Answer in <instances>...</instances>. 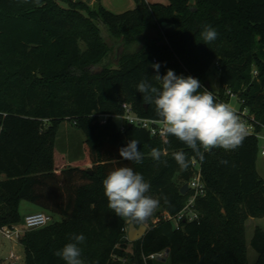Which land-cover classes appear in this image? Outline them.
Wrapping results in <instances>:
<instances>
[{"label": "trees", "instance_id": "obj_1", "mask_svg": "<svg viewBox=\"0 0 264 264\" xmlns=\"http://www.w3.org/2000/svg\"><path fill=\"white\" fill-rule=\"evenodd\" d=\"M96 2L0 0V228L22 222L24 200L54 215L51 224L20 237L26 264H66L54 252L74 234L86 238L79 245L83 264H251L246 223L264 218L256 135L248 134L234 151L205 152L201 161L173 136L165 142L136 125L122 131L113 119L98 123L97 115H121L127 103L140 116L158 119L137 91L145 78L156 83L152 65L158 63L161 76L168 69L192 76L217 102H230L235 94L240 110L264 125V0H136L135 9L120 14ZM205 25L218 33L208 44L200 35ZM115 43L125 51L112 67L105 60ZM214 66L217 90L207 84ZM66 121L86 135L84 158L71 162L57 148ZM130 139L139 141L142 163L120 157ZM152 148L168 155L154 161ZM181 150L190 159L183 171L172 158ZM194 159L206 195L196 200L200 218L177 229L163 213L177 215L188 203L192 193L181 188L194 176ZM122 166L142 174L151 186L147 194L160 202L161 211L143 222L146 235L134 242L128 221L108 207L102 183ZM251 246L258 253L254 264H264L261 226ZM167 249L166 259L145 260Z\"/></svg>", "mask_w": 264, "mask_h": 264}, {"label": "clouds", "instance_id": "obj_2", "mask_svg": "<svg viewBox=\"0 0 264 264\" xmlns=\"http://www.w3.org/2000/svg\"><path fill=\"white\" fill-rule=\"evenodd\" d=\"M200 35L204 43L208 44L217 39L218 33L211 26L205 25ZM152 67L157 73L152 77L156 83L145 78L137 85V91L142 94L145 104L154 105L158 117L154 123L159 125V135L165 142L167 137H175L201 161L205 152L213 149L234 151L242 145L248 130L235 109L227 103L217 102L211 91H201L198 79L178 76L172 69L161 76L160 64H153ZM119 155L137 164L143 161V153L136 139H130L125 147H121ZM149 155L154 161L161 162V157L168 153L152 148ZM172 158L182 171L188 169L190 159L183 150L173 152ZM102 183L108 207L127 221L146 222L159 207V200L147 194L150 183L131 167L115 168ZM85 239L83 234L72 235V242L55 251L54 255L66 264H83L79 245Z\"/></svg>", "mask_w": 264, "mask_h": 264}, {"label": "built area", "instance_id": "obj_3", "mask_svg": "<svg viewBox=\"0 0 264 264\" xmlns=\"http://www.w3.org/2000/svg\"><path fill=\"white\" fill-rule=\"evenodd\" d=\"M254 75H257V70H255ZM232 97H237L235 94H231ZM238 98V97H237ZM239 99V98H238ZM240 104L241 101L239 100ZM229 106L230 102H226ZM232 107V106H231ZM124 113L121 115H111V114H98L97 115V122L100 124H107L110 119L115 120L118 127L123 131L125 130L127 125H136L141 128H144L148 130L153 136L159 135V125L157 123H154V121L158 120L155 118H149V117H143L137 114L133 111L131 106L127 103L123 104ZM235 109L234 107H232ZM237 112L240 113V118L242 121L245 122L248 130V134L256 135L259 141H264V125L261 124L255 116L249 112L247 109H243L242 111L235 109ZM121 120L120 123H118L116 120ZM260 127V129H259ZM162 138V137H161ZM164 139V138H162ZM165 140V139H164ZM261 153L264 155V147L261 148ZM194 176L193 178L188 182L189 184V192L192 193L188 203L184 207V209L178 213L177 215H171L168 212L163 213V217L166 220H171L174 222L177 229L181 228L182 221H194L198 220L200 218V213L196 208V200L198 197H203L206 195V185L202 177L201 167L200 164L196 159H194ZM55 217L52 213H49L47 211H39V212H32L25 216L24 228L19 227L17 225L14 226H4L3 228H0L2 233L9 239H20L22 234L27 229H38L45 227L52 222H54ZM160 219H155V223L158 222ZM167 250L154 253L149 255L148 257H145V260L147 259H157V258H164L166 257ZM10 261L11 264H19V258L14 254L11 253L10 257L7 259Z\"/></svg>", "mask_w": 264, "mask_h": 264}, {"label": "rangeland", "instance_id": "obj_4", "mask_svg": "<svg viewBox=\"0 0 264 264\" xmlns=\"http://www.w3.org/2000/svg\"><path fill=\"white\" fill-rule=\"evenodd\" d=\"M88 3H90L91 6H95L97 4L96 0H86ZM150 3H168L169 0H146ZM100 2L110 11L116 14L124 13L129 10H133L137 7L136 0H100ZM109 43H112V39L107 36L106 37ZM124 47L122 52L120 53L121 47ZM113 50L110 53V55L106 58V62L111 63L112 67H116L117 63V55L123 54L125 51V46L123 44L117 45V43L112 45ZM94 71L99 70V67H95L93 69ZM209 82L212 83L215 90L219 87V71L214 66L210 70L209 73ZM230 105L234 107L235 109L239 110L240 108V102L237 97H232L230 100ZM118 123L121 122V120H116ZM86 140V135L83 131L78 129L75 125H73L71 122L66 121L62 124V127L60 128L59 133V141L58 146L59 150L67 147L70 150V155H72L71 159H77L85 155L84 153V143ZM264 147V141H260V152L258 154L257 158V170L260 174V176L264 179V155L261 153V148ZM63 152L62 150H60ZM67 155V154H66ZM68 158V156H67ZM84 158V157H83ZM74 161V160H73ZM27 204H30L28 202H25ZM160 212V207L157 208L155 213ZM22 213L25 214V209L22 210ZM152 215V217H153ZM57 219H61L60 216L57 217ZM152 221H155V218L152 219ZM149 228V225L146 224ZM257 226H261L264 229V218H250L246 223V236H247V244H248V258L251 264H254L258 258V253L253 249L251 246V240L253 238L255 228ZM127 231H129V226L127 228ZM132 246H128V251H131ZM11 253H14L19 258L20 264H26L25 257V247L20 242V239H9L7 238L0 229V264H11L9 260H7Z\"/></svg>", "mask_w": 264, "mask_h": 264}, {"label": "water", "instance_id": "obj_5", "mask_svg": "<svg viewBox=\"0 0 264 264\" xmlns=\"http://www.w3.org/2000/svg\"><path fill=\"white\" fill-rule=\"evenodd\" d=\"M166 29H170L171 27H167L166 24H164ZM124 49V47L122 46L120 49V53L122 52V50ZM208 87L211 88L210 82L207 81ZM189 192V184L185 183L182 188H181V193L183 194H187ZM129 224V231H128V238L131 242L137 241L139 239H142L147 231H148V226L146 224H141L139 226H136L134 223H131L130 221H128ZM170 250L167 249V253H166V257L165 259L168 257Z\"/></svg>", "mask_w": 264, "mask_h": 264}, {"label": "crops", "instance_id": "obj_6", "mask_svg": "<svg viewBox=\"0 0 264 264\" xmlns=\"http://www.w3.org/2000/svg\"><path fill=\"white\" fill-rule=\"evenodd\" d=\"M61 127H62V125H61ZM60 127V128H61ZM1 130V129H0ZM59 133H60V130H59ZM59 133H58V138H57V147L59 148V146H58V141H59ZM60 150H62L64 153H66L67 154V156H68V161H75V160H77V159H71L72 157V155H70V150H69V148H67V147H64V148H62V149H60ZM84 157V156H83ZM82 157V158H83ZM81 159V158H80ZM25 202H28V201H22L21 202V205H20V213H21V215H22V222H20V223H18V224H16L17 226H19V227H22V228H24V226H25V223H24V218H25V216L27 215V214H29V213H32V212H39V211H43L40 207H38V206H36V205H34V204H32V203H30V202H28V203H30V204H27V203H25ZM25 209V214H23L22 213V210H24ZM58 217V216H57ZM57 217H56V219H57ZM61 217V216H60ZM57 220H62V217H61V219H57ZM19 240V239H18ZM24 246V245H23ZM25 261H26V257H25ZM18 263H19V261H18ZM20 264V263H19Z\"/></svg>", "mask_w": 264, "mask_h": 264}]
</instances>
